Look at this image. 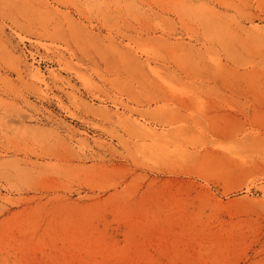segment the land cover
I'll use <instances>...</instances> for the list:
<instances>
[{
	"label": "rangeland",
	"instance_id": "obj_1",
	"mask_svg": "<svg viewBox=\"0 0 264 264\" xmlns=\"http://www.w3.org/2000/svg\"><path fill=\"white\" fill-rule=\"evenodd\" d=\"M0 264H264V0H0Z\"/></svg>",
	"mask_w": 264,
	"mask_h": 264
}]
</instances>
